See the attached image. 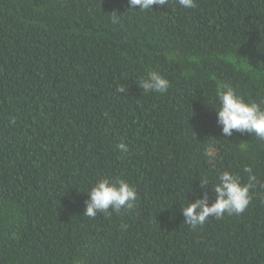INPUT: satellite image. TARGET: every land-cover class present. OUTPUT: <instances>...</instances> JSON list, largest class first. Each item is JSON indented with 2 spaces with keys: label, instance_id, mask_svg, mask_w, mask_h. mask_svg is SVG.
Returning a JSON list of instances; mask_svg holds the SVG:
<instances>
[{
  "label": "trees",
  "instance_id": "1",
  "mask_svg": "<svg viewBox=\"0 0 264 264\" xmlns=\"http://www.w3.org/2000/svg\"><path fill=\"white\" fill-rule=\"evenodd\" d=\"M153 8L0 0V264H264V139L225 134L217 98L264 108V0ZM149 71L165 92L141 87ZM245 166L244 212L190 226L183 208ZM101 178L134 206L85 215Z\"/></svg>",
  "mask_w": 264,
  "mask_h": 264
},
{
  "label": "clouds",
  "instance_id": "2",
  "mask_svg": "<svg viewBox=\"0 0 264 264\" xmlns=\"http://www.w3.org/2000/svg\"><path fill=\"white\" fill-rule=\"evenodd\" d=\"M169 0H128L129 9H140L148 11L154 9V5H167ZM183 8L196 7V0H178ZM135 6H139L136 8ZM118 16L114 15L113 23H116ZM148 79L141 80L140 84L145 91L163 93L169 87V81L157 71H149ZM123 85L120 86L122 91ZM217 98L219 101L218 122L223 125V132L231 134L233 129L240 131L254 132L258 137L264 139V108L256 101H245L238 95L230 85L218 88ZM15 119V118H13ZM117 147L127 153L129 146L123 142ZM243 172L248 174V182L242 183L238 174L225 170L215 185L217 199L209 205L206 199H198L187 204L183 213L187 223L195 228L203 225L210 215L217 219L227 214H240L248 207L251 201L250 190L258 182L251 166H245ZM90 199L84 214L88 217H95L110 207L117 213L123 208L128 210L134 206L137 199V192L125 180L99 179L89 190ZM197 209H199L197 211Z\"/></svg>",
  "mask_w": 264,
  "mask_h": 264
}]
</instances>
